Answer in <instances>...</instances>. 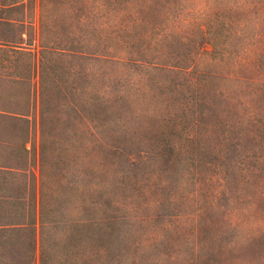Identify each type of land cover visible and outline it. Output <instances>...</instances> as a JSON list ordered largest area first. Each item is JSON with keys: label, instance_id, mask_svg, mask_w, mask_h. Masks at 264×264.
Returning a JSON list of instances; mask_svg holds the SVG:
<instances>
[{"label": "rangeland", "instance_id": "rangeland-1", "mask_svg": "<svg viewBox=\"0 0 264 264\" xmlns=\"http://www.w3.org/2000/svg\"><path fill=\"white\" fill-rule=\"evenodd\" d=\"M9 1L16 2L13 10L0 11L12 18L3 34L17 45L39 49V0ZM251 2L123 0L107 18L106 47L133 53L154 26L168 30L181 17L190 25L179 32L187 39L170 47L179 52L175 61L192 63L197 47L211 49V35L202 43L197 22L206 32L226 23L238 57L240 45L249 46L252 35L264 31L263 16L260 27L255 25ZM81 12L87 15L75 10L76 27L68 35L83 43L91 26L83 21L88 16L79 18ZM113 61L97 71L87 61L82 67V83L100 87L108 105L105 264H264V90L247 82L260 62L246 61L228 80L227 72L218 71V80L201 88L195 78L156 71L150 61ZM203 65L196 69H206ZM38 118L37 105L27 145L36 151ZM59 133L57 128L54 136ZM167 153L176 160L166 167L159 157ZM0 165L12 173L0 172V200L23 195L36 181L37 165L29 167L14 149L0 150ZM3 178L7 187L1 186Z\"/></svg>", "mask_w": 264, "mask_h": 264}, {"label": "trees", "instance_id": "trees-1", "mask_svg": "<svg viewBox=\"0 0 264 264\" xmlns=\"http://www.w3.org/2000/svg\"><path fill=\"white\" fill-rule=\"evenodd\" d=\"M122 1L39 0L41 43L36 50L17 45L3 34V26L11 25L12 18L0 16V150L14 149L29 167L36 164L38 168L36 181L26 193L15 199L7 194L0 200V264H105L110 201L105 171L108 105L100 87L88 81L82 83L84 61L95 71L115 63L113 59L150 61L156 71L191 76L201 88L206 82L218 80V71L227 72L228 80L232 77L229 73L240 71L246 61L248 65L260 62V70L247 82L264 90L263 30L252 35L249 46L241 44L242 54L235 57L232 40L224 31L226 23L206 32L197 22L202 43L207 33L211 35V49L200 45L195 51L196 60L184 63L183 59L175 61L178 55L174 54L179 52L170 49L179 39H187L179 32L190 23L180 17L168 30L154 26L148 39L132 51L134 54L109 51L107 18L117 12L115 5ZM15 2L0 0V11L13 10ZM251 6L257 13L255 25L260 27L264 0H252ZM76 9L87 11L79 18L88 16L83 21L90 20L91 37L88 35L83 43L68 35L76 27ZM202 64L206 69L197 70L196 65ZM225 66L233 69L225 70ZM37 105L38 151L27 147L31 116ZM57 128L62 133L55 137ZM159 158L166 167L176 160L168 153ZM0 172L12 174L3 167ZM7 185L8 180L3 178L1 186Z\"/></svg>", "mask_w": 264, "mask_h": 264}]
</instances>
